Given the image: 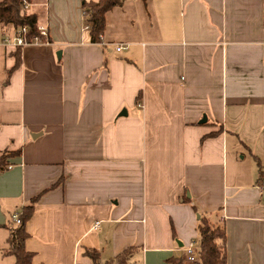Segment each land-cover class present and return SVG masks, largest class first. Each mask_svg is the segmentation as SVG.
<instances>
[{
	"label": "crops",
	"instance_id": "0c3cea01",
	"mask_svg": "<svg viewBox=\"0 0 264 264\" xmlns=\"http://www.w3.org/2000/svg\"><path fill=\"white\" fill-rule=\"evenodd\" d=\"M85 1L34 0L48 43L0 44V155L20 150L0 172V263L36 199L35 264L131 247L133 264H168L204 216L227 264H264V0H125L100 42Z\"/></svg>",
	"mask_w": 264,
	"mask_h": 264
},
{
	"label": "trees",
	"instance_id": "16d2710c",
	"mask_svg": "<svg viewBox=\"0 0 264 264\" xmlns=\"http://www.w3.org/2000/svg\"><path fill=\"white\" fill-rule=\"evenodd\" d=\"M34 0H1L0 1V25L11 26L14 29L27 27V40L39 35L38 25L39 16L37 13L25 10V4L32 3ZM125 0H99L85 1L83 10L87 28L90 30L92 42H100L106 27L107 13L117 6H121ZM21 57L17 65H20ZM20 150L4 152L0 155V172L9 168V159L18 156ZM260 176L264 177V171L260 168ZM263 179V178H262ZM34 202L26 205L21 214H19L20 223H11L6 225L9 229L8 247L3 250V255L13 256L14 264H35L33 253L25 247V241L29 236L26 230L27 221L33 216L35 208ZM199 237L198 259L195 262H189L186 258L171 257L167 260L168 264H227V234L224 225L216 223L208 216L200 219L198 225ZM136 248L131 247L118 254L116 257L102 261L100 251L96 249H85L93 264H133V257Z\"/></svg>",
	"mask_w": 264,
	"mask_h": 264
},
{
	"label": "built area",
	"instance_id": "2783aa9c",
	"mask_svg": "<svg viewBox=\"0 0 264 264\" xmlns=\"http://www.w3.org/2000/svg\"><path fill=\"white\" fill-rule=\"evenodd\" d=\"M30 4L31 3H28V2L25 4L24 6L25 10L28 9ZM38 30H39V35L34 36L31 40H27L26 38V34L28 31L27 27L14 29L12 33L10 32V33H6L0 36V44L11 45L15 47H23L30 43H45V42L48 43L49 41L48 29L43 25H38ZM123 48L124 46L120 45L119 47H117V50H121ZM14 219L16 223L21 222L20 217L18 215H15ZM197 259H198V244L197 242H195V243H191L186 248V260L193 263ZM78 264H81V263H78Z\"/></svg>",
	"mask_w": 264,
	"mask_h": 264
},
{
	"label": "water",
	"instance_id": "95a60500",
	"mask_svg": "<svg viewBox=\"0 0 264 264\" xmlns=\"http://www.w3.org/2000/svg\"><path fill=\"white\" fill-rule=\"evenodd\" d=\"M122 114H126L127 115V111L124 109V111L121 113V115ZM205 121H207V116L206 115L203 116V119L201 120V122H205Z\"/></svg>",
	"mask_w": 264,
	"mask_h": 264
},
{
	"label": "rangeland",
	"instance_id": "374dc122",
	"mask_svg": "<svg viewBox=\"0 0 264 264\" xmlns=\"http://www.w3.org/2000/svg\"><path fill=\"white\" fill-rule=\"evenodd\" d=\"M16 223V222H15ZM1 235V234H0ZM3 241L1 240V236H0V246L3 245ZM1 264V263H0Z\"/></svg>",
	"mask_w": 264,
	"mask_h": 264
}]
</instances>
